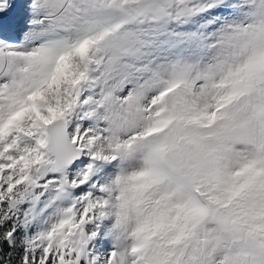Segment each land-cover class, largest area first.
<instances>
[{
  "label": "snow or ice",
  "instance_id": "obj_1",
  "mask_svg": "<svg viewBox=\"0 0 264 264\" xmlns=\"http://www.w3.org/2000/svg\"><path fill=\"white\" fill-rule=\"evenodd\" d=\"M0 264H264V0H0Z\"/></svg>",
  "mask_w": 264,
  "mask_h": 264
}]
</instances>
